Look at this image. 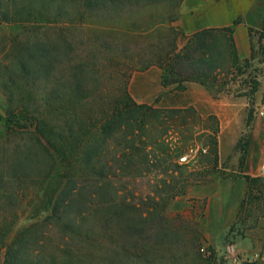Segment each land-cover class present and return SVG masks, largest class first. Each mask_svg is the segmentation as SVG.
Wrapping results in <instances>:
<instances>
[{
	"label": "trees",
	"instance_id": "trees-1",
	"mask_svg": "<svg viewBox=\"0 0 264 264\" xmlns=\"http://www.w3.org/2000/svg\"><path fill=\"white\" fill-rule=\"evenodd\" d=\"M184 1L0 0V26L15 30L0 60V88L6 113L10 121L35 129L32 141L38 150L27 149L25 157H18L7 168L0 158V213L14 209L26 196L27 189L46 183L58 171L57 176L65 178L66 184L50 216L64 221L71 239L96 247L87 253L81 247L75 252L64 248L62 255L49 253L45 257L32 253L35 250L25 236L11 246L8 241L17 224L16 216L12 221L0 220V254L7 251L6 264H87L88 258L102 255V251L106 264H157L162 257L151 249L167 237L176 234L180 237L166 209L176 197L187 193L191 181L189 173L185 176L187 165L169 160L171 152L165 148V141L172 126L186 124L183 114L186 110L136 102L129 91V79L134 71L158 64L163 70L165 87L191 80L213 90L234 82L237 71L251 66L256 48L253 47L250 57L240 59L234 38V26L239 19L233 26L206 28L193 34H187L182 26H169L177 33L175 40L145 62H133L125 71H119L123 82L119 91L105 94L98 86L99 64L78 57L72 29L111 9L165 3L179 8ZM164 22L149 23L142 28L140 36L151 38L164 29L161 26ZM179 37L187 39L182 48L177 42ZM263 37L261 32L260 42ZM263 45L260 43V48ZM116 57H107L109 63L104 69L114 70ZM60 65L64 67L61 73ZM220 74H225L223 79ZM247 84H251L250 90L235 96L249 99L251 108L246 127H251L255 95L261 82L250 80ZM156 131L160 134L156 135ZM213 139L207 158L217 168L219 141ZM247 147H242V165L247 159ZM170 171L171 180L162 176L160 189L142 205L126 200L115 180L125 172L136 178L150 173L165 175ZM243 177L248 183L247 194L257 195L256 190L264 193L263 178ZM245 201L246 197L240 208L245 206ZM96 227L115 229L108 247L105 246L108 237L95 230ZM203 239L208 242L207 238ZM194 255L197 263L192 264H201L200 259L204 264H212L215 250L203 245ZM172 258L176 262L178 256L173 254Z\"/></svg>",
	"mask_w": 264,
	"mask_h": 264
},
{
	"label": "rangeland",
	"instance_id": "rangeland-1",
	"mask_svg": "<svg viewBox=\"0 0 264 264\" xmlns=\"http://www.w3.org/2000/svg\"><path fill=\"white\" fill-rule=\"evenodd\" d=\"M198 5L199 0H187L185 8L190 10ZM181 8L182 6L177 8L165 3L145 8L111 9L95 15L86 24L74 26L72 33L78 57L99 64V89L105 94L117 93L123 83L119 71H125L133 62H145L157 50L168 47L177 36L176 31L170 27L182 24ZM178 15L179 19L175 20ZM154 21H165L161 25L164 29L154 33L151 38L141 37L142 28ZM14 31L7 25L0 26V60L4 54V46ZM186 41V38L179 37V48ZM147 42L152 46H148ZM255 51L251 66L242 67V72L237 71L233 77L234 82L214 87L213 90L191 80L165 87L162 83L163 70L158 64L147 70L134 71L129 79V91L136 102L158 108L186 110L183 113L186 124L169 129L165 148L171 152L168 157L170 161L188 166L185 176L189 173L191 184L187 193L176 197L166 209V214L173 218L172 222L177 227V231L175 228L173 230L180 237L177 234L172 238L167 237L166 241L151 249L162 257L157 264L197 263L194 254L203 245H209L215 250L212 264H264V193L256 190L257 195L247 194L248 184L243 177L248 169L253 171V177L264 179V165H260L257 158L264 149L263 136L258 133L264 129V116L260 114V107H254L256 128L258 126L257 135H254L251 127L245 125L246 111L251 108L250 103L247 105V97L242 96L244 104L234 103L232 112L223 113V127L219 115L210 111L214 102L222 101L230 95L237 97L235 94L250 90L251 84H247V81L262 79L264 45L260 48L257 44ZM111 55H117V66L110 71L104 67L109 63L106 58ZM63 68V65L59 66L60 73ZM224 76L225 74H220V79ZM227 77L231 79L232 75ZM188 83L192 85L191 88ZM229 91L231 93L227 95ZM27 126L25 123L22 126L21 123L10 121L0 88V158L5 168L18 157H25L27 149H35L32 141L35 140V129ZM155 134L160 133L156 131ZM213 138L223 144V155L217 168H213L207 158L208 146ZM245 145H248L247 159L242 165V147ZM35 151L38 152L37 148ZM250 152L253 153V158L249 159ZM58 174L57 171L46 183L27 189L26 196L14 209L0 213V220L12 221L17 216L9 245H17L20 238L25 236L29 239L30 247L35 250L32 253L45 257L49 253L62 255L61 250L64 248H71L75 252L81 247L86 253L96 248L93 244L71 239L69 231L64 228V221L50 216L56 205V198L66 184V179L57 176ZM177 174L178 171H175V176L179 177ZM162 176L171 180L169 176L172 173L170 171L159 176L150 173L134 178L125 172L115 180L126 200L142 205L160 189ZM255 196H258L257 199ZM245 197V206L240 208ZM96 228L95 230L108 237L109 241L105 244L108 247L114 227V230H109L110 227L106 230ZM125 238L130 239L129 236ZM203 238H207L208 242ZM103 252L102 255L88 258L87 264L89 261L90 264H106ZM173 254L178 256L177 263L173 262ZM7 256L8 253L4 250L0 254V264H6ZM200 263L204 264L201 259Z\"/></svg>",
	"mask_w": 264,
	"mask_h": 264
},
{
	"label": "crops",
	"instance_id": "crops-1",
	"mask_svg": "<svg viewBox=\"0 0 264 264\" xmlns=\"http://www.w3.org/2000/svg\"><path fill=\"white\" fill-rule=\"evenodd\" d=\"M186 2L187 0H185L182 4L180 15L182 17L181 26L186 30L187 34H193L198 30L206 28H224L233 26L234 21L238 18L240 22L234 26V38L240 59L250 57L252 55L253 47L256 48L257 44H264V37L261 42L259 38L260 33L264 32V0H199V5L190 10H186ZM260 82L261 84L259 90L255 95L254 107L256 109L260 107L261 111L264 109V76ZM187 85L189 88L192 87L189 83ZM239 102L244 104V98L230 95L225 97L222 101H216L214 104L212 103L213 106L210 111L219 115L223 127L225 125L223 113L229 111L232 112L234 103L239 104ZM248 103H250L249 100H247V105ZM249 111H246L247 115L245 125L247 124ZM256 120L257 118H255L254 112V120L251 125L254 135H257L258 131V126L256 128ZM221 132H223V129ZM258 133L263 136L264 140V129L262 128V130ZM236 144L237 142L235 145ZM261 153L257 158L260 162L259 164L264 165V149ZM219 154L220 157H222V142L219 144ZM248 158H253L252 152H250ZM247 170L248 169H246L244 176L254 175L252 174L253 171Z\"/></svg>",
	"mask_w": 264,
	"mask_h": 264
},
{
	"label": "built area",
	"instance_id": "built-area-1",
	"mask_svg": "<svg viewBox=\"0 0 264 264\" xmlns=\"http://www.w3.org/2000/svg\"><path fill=\"white\" fill-rule=\"evenodd\" d=\"M260 114L264 116V109L260 111ZM210 253V252H209Z\"/></svg>",
	"mask_w": 264,
	"mask_h": 264
}]
</instances>
